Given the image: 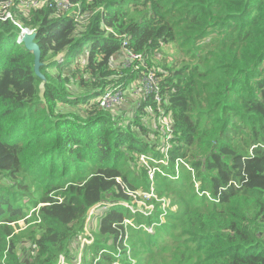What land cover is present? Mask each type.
Listing matches in <instances>:
<instances>
[{
  "label": "trees",
  "instance_id": "trees-1",
  "mask_svg": "<svg viewBox=\"0 0 264 264\" xmlns=\"http://www.w3.org/2000/svg\"><path fill=\"white\" fill-rule=\"evenodd\" d=\"M70 1L83 18L47 0L11 7L36 30L39 56L18 42V24L0 20V264L61 255L67 264H264V187L247 186L264 177V0ZM128 51L159 79V98L132 100V119L98 100L110 88L126 93L142 73L123 64ZM73 82L87 90L72 94ZM161 118L173 135L164 169L182 159L201 185L160 178V196H182L164 222L154 199V209L129 207L142 199L131 192L151 191L141 155L165 156L151 138ZM98 205L106 212L79 261L73 241ZM23 219L30 227L18 236ZM25 240L35 245L30 262L20 257Z\"/></svg>",
  "mask_w": 264,
  "mask_h": 264
},
{
  "label": "rangeland",
  "instance_id": "rangeland-1",
  "mask_svg": "<svg viewBox=\"0 0 264 264\" xmlns=\"http://www.w3.org/2000/svg\"><path fill=\"white\" fill-rule=\"evenodd\" d=\"M34 36L35 38V35H32ZM87 51H85L84 53H86ZM164 52H165V56L167 57V60L169 62H172L174 59H175V56L177 54L178 56V50L177 48L174 46V45H168L164 48ZM62 54L59 55V58L62 59ZM161 56V55H159ZM124 58V61H123V64L124 62L126 61V56L123 57ZM83 62V61H81ZM122 64V65H123ZM126 64L128 65V62L126 61ZM125 66V65H124ZM129 66V65H128ZM126 68H130V67H127L125 66ZM72 86H70L71 90L70 92L72 94H80L84 91L87 90V88H83L81 89L80 86H78L77 82H73L71 84ZM128 98H129V101L128 102H124L123 104L121 105H113V103H110V105H107L109 107H114L112 108L114 111L113 113L114 114H117L118 116L117 117H123V118H130L132 119L133 116L131 114V105L130 103L132 102V100H136L135 97H133V93L132 94H127L126 95ZM80 110V112H82L81 110L83 109V107H79L78 108ZM171 129H172V126H171V123H170V120L169 119H162V122H161V128L158 129L159 134H156V135H153L151 136L152 139H154L155 141H158L159 143L162 142L164 139H165V135L167 134H170L171 133ZM173 137H171L172 139ZM163 144V142H162ZM171 146V142H170V145L167 146V150L170 148ZM163 147L164 149L162 151H165V145L163 144ZM155 163L157 162H150L149 160H147L145 158V162L144 161H141L140 160V163L138 164L139 166V171L142 172V171H145L146 172V176L148 177V181L147 183L149 182L150 180V184H149V187H150V190L151 188L153 187L155 190L154 192H146L144 191L145 189L142 188V186H140L138 188L139 191H136V192H131L130 195H133L134 197H136V195L138 194L142 199L136 201L135 199L132 201L133 202V206L129 205V207H132V211L135 209V206H146V208H148V203L149 201H146V200H152L154 199L156 201V203H159V207L162 208V210L164 211V215H162L160 217L161 221L164 222L165 221V214L167 213H176L177 211H179L180 209V204L178 201H180L179 199L182 197L180 195V193L176 192V193H173L171 195H162L160 196V193L158 192V183H159V179L162 178L163 176H166V178L168 179H172V180H180L181 178H183L184 174L186 175L187 177V180H183V182H185V185L186 186H189V184L193 183L194 184V189L193 191H198L200 189V183L197 181L196 179V171H192V169H190L189 167L186 166V164L184 162H182V164H180L178 166V168H175L178 173L175 171V170H166L164 168H170V164L169 166L167 167L166 164L164 163H160L162 164L164 167H158L155 165ZM158 164V163H157ZM142 165L144 167H142ZM160 168V169H158ZM175 172V173H174ZM150 173L153 174V177L150 179ZM168 176H167V175ZM118 181L121 182L120 179H118ZM247 186L249 187H257V186H263L264 187V177H261L259 179H256V180H249L247 181ZM193 188V186H192ZM186 190H188V188H186ZM148 193H150L149 195H147ZM151 194H155L154 196H152ZM111 196H114L112 194H109L108 195V198H110ZM207 196L209 198L210 197V193L207 192ZM110 200V199H109ZM112 202H115L113 200H110ZM155 208V206H153ZM152 207V208H153ZM153 208V209H154ZM35 208H32V210L30 211V213L34 210ZM141 211H145L143 209L140 208ZM156 210V209H155ZM106 212V209H105V206L104 205H99L97 207H95L94 210H92L90 213H89V216H88V219H87V222H86V228L84 230V235H81V236H78L76 237V239L73 241L75 242L73 244V248H72V254H74L75 257H77L79 259V261L81 260V258L84 257L85 253H84V249L85 247L90 244L93 240L92 238L94 237V232L97 230V227H98V224H99V217L104 213ZM134 213V211H133ZM145 213V212H144ZM29 218V215L27 216ZM126 224L128 226H131L132 225V222H126ZM28 226L30 227V225H26V220L23 219V220H20V221H17L15 223H13V227H14V230H15V233L18 235V236H22L23 232L28 228ZM132 226H136L137 227V224H133ZM148 228H151L152 230L150 231V233H154L155 230L153 228V226L151 227H146V229L148 230ZM149 231V230H148ZM30 235V234H29ZM27 237V236H26ZM19 252H20V257L22 259V261L24 262H30L34 253H35V245L34 244H31L30 241H27L25 240L20 246H19ZM132 262L135 263L136 260L135 259H132Z\"/></svg>",
  "mask_w": 264,
  "mask_h": 264
},
{
  "label": "built area",
  "instance_id": "built-area-1",
  "mask_svg": "<svg viewBox=\"0 0 264 264\" xmlns=\"http://www.w3.org/2000/svg\"><path fill=\"white\" fill-rule=\"evenodd\" d=\"M41 1L42 0H7V1L2 2V4L0 5V20L5 21L8 19H11L14 23L18 24L20 26V28L22 29L20 37L18 39V42H24L23 36L25 33H28L29 35H34L36 33V30L23 27L21 25V23H19L14 18V14L12 13L11 7L15 3H19V7H21V8H23V7L30 8L31 6H38ZM47 1H51L50 2L51 5H53L59 13L61 12V13H68V14H76L75 19H77V20L79 18H83V15L81 14L82 9L80 8V4H74L70 0H47ZM124 45L125 46L127 45L126 41H124ZM126 61L128 62L129 66L126 64L128 67L131 68V66L134 65V69H132V71H135L138 73L142 72V73H139L141 78L139 79L140 76L137 77L136 81L133 82L131 86H129V89L126 91V93H124V91H122V90H119V89L116 90L114 88H110V89L106 90L100 99L101 107L110 110V109L114 108V107L107 106V105H110V103H113V105L117 106L119 104L120 105L123 104L124 102H128L129 98H127L128 101H126L127 99L124 100V96L127 94L133 93V97L140 98L141 95L146 96L149 93H152V92L155 93V91L157 93V90L159 89L158 88L159 87V84H158L159 79L154 72L148 70V68L146 66L147 64L144 63L142 55H138V54H135L131 51H128L127 55H126ZM142 69H144V71H140ZM156 97L159 98L158 93H157ZM164 119H166V118H164ZM161 122H162V118L160 121V125H161ZM171 137H173L172 129H171V133L165 135V139L162 141L163 144L165 145V151L164 152L168 151L167 146L170 145L169 139H171ZM162 142H160V143H162ZM163 144H162V150L164 149ZM145 157H146L145 155H141L140 160L145 162ZM159 162L168 165V162H169L168 156L166 159H162ZM179 162L180 161H178V163ZM158 169H160V168H158ZM150 177L152 178L153 174L150 173ZM151 195H153V194H151ZM152 207H153V205L148 206V208H150V209H153ZM128 222H130V221H128ZM148 230L150 232L152 229L148 228ZM59 264H66L65 258L63 256H61Z\"/></svg>",
  "mask_w": 264,
  "mask_h": 264
},
{
  "label": "clouds",
  "instance_id": "clouds-1",
  "mask_svg": "<svg viewBox=\"0 0 264 264\" xmlns=\"http://www.w3.org/2000/svg\"><path fill=\"white\" fill-rule=\"evenodd\" d=\"M103 94H104V93H103ZM103 94H102V95H103ZM101 97H102V96H101ZM101 97H100L98 100H100ZM169 141H171V139H169ZM163 152H164V151H163ZM164 155H165V156H164L163 158L159 159V161L162 160V159H166L167 156H168V161H169V162H168V165H167V167H168L169 164H170V161H171L170 158H169V155H168V151H167V152H164ZM145 158H146L147 160H149L147 156H146ZM178 161H180V162L178 163ZM178 161L176 162L175 168H178V166H179L180 164H182V162H184V163L186 164L187 167H189L190 169H192V168L189 166V164H187L184 160L179 159ZM154 162H157L158 164L161 163V162H158V161H154ZM158 167H160V166H158ZM161 168H162V167H161ZM175 171L178 173V171H177L176 169H175ZM178 174H179V173H178ZM150 179H151V177H150ZM154 190H155V189L152 187V188H151V192H154ZM149 194H150V193H148L147 195H149ZM154 195H155V194H153L152 196H154ZM154 197H155V196H154ZM127 221H128V220H127ZM61 256H63V255H61ZM61 256H60V259H61ZM63 257L65 258V256H63ZM65 261H66V260H65ZM59 262H60V260H59ZM58 264H59V263H58ZM66 264H67V263H66Z\"/></svg>",
  "mask_w": 264,
  "mask_h": 264
},
{
  "label": "water",
  "instance_id": "water-1",
  "mask_svg": "<svg viewBox=\"0 0 264 264\" xmlns=\"http://www.w3.org/2000/svg\"><path fill=\"white\" fill-rule=\"evenodd\" d=\"M36 34V33H35ZM34 34V35H35ZM24 43L25 45L31 49L37 56H39V48L38 46L34 43V36L29 35L28 33H25L24 36Z\"/></svg>",
  "mask_w": 264,
  "mask_h": 264
},
{
  "label": "crops",
  "instance_id": "crops-1",
  "mask_svg": "<svg viewBox=\"0 0 264 264\" xmlns=\"http://www.w3.org/2000/svg\"><path fill=\"white\" fill-rule=\"evenodd\" d=\"M98 206H99V205H98ZM96 207H97V206H96ZM93 209H95V207H94ZM93 209H91V210H93ZM91 210H90V211H91ZM89 213H90V212H89Z\"/></svg>",
  "mask_w": 264,
  "mask_h": 264
}]
</instances>
